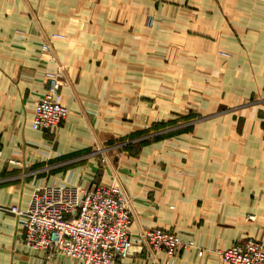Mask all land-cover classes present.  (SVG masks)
<instances>
[{
    "label": "crops",
    "instance_id": "obj_1",
    "mask_svg": "<svg viewBox=\"0 0 264 264\" xmlns=\"http://www.w3.org/2000/svg\"><path fill=\"white\" fill-rule=\"evenodd\" d=\"M46 41L53 62L40 57ZM58 66L70 113L34 128ZM177 122L180 134L167 126ZM117 139L128 142L112 154ZM59 181L119 184L133 231L195 242L174 264H226L213 250L264 238V0H0V207H26L35 186ZM24 221L0 208V264H78L26 246ZM165 258L143 246L115 264Z\"/></svg>",
    "mask_w": 264,
    "mask_h": 264
},
{
    "label": "built area",
    "instance_id": "obj_2",
    "mask_svg": "<svg viewBox=\"0 0 264 264\" xmlns=\"http://www.w3.org/2000/svg\"><path fill=\"white\" fill-rule=\"evenodd\" d=\"M66 36L56 34L58 38ZM40 57L51 62L56 60L50 42L42 44ZM59 70L46 72L48 86L36 103L34 128L56 129L70 113L63 101L62 70ZM0 208L25 219L23 242L26 246L45 252L48 258L63 255L78 264H115L119 258L129 255L133 245L147 246L155 254L163 251L166 258L161 264H174L181 250L195 245L194 241L161 226L133 231L130 200L115 182L90 186L63 181L45 183L35 186L26 207L13 204ZM213 252L226 264H264V238L247 236Z\"/></svg>",
    "mask_w": 264,
    "mask_h": 264
},
{
    "label": "rangeland",
    "instance_id": "obj_3",
    "mask_svg": "<svg viewBox=\"0 0 264 264\" xmlns=\"http://www.w3.org/2000/svg\"><path fill=\"white\" fill-rule=\"evenodd\" d=\"M57 17V16H56ZM109 18L110 19H112V18H114V15H112V13H110V16H109ZM116 18V17H115ZM63 21H66V20H63ZM153 22H154V15H148V17H147V26H150L151 24H153ZM131 30L132 31H135L136 30V27H132L131 28ZM110 31H115V33L116 34H119V35H124V33L127 31V29L125 28V27H123V26H120V25H117V26H114L113 27V30H110ZM56 34H58V33H53V37L54 38H58V37H56ZM42 47V46H41ZM41 50V49H40ZM223 53H225V52H223ZM188 61H191L190 59H187V58H183V59H180L179 60V62H181V63H183V64H188ZM143 65H145V66H147L148 67V75H147V77H148V79L149 80H153L154 79V77H155V74H154V71L153 70H150V68H151V66L153 67L154 66V64L152 63V60H151V58H149L148 60H147V62H146V64L144 63V62H142V66ZM169 65H171V63H169ZM134 66H135V68H139V61H137L136 62V64H134ZM59 66L58 67H56V68H53V69H58L59 70ZM154 68V67H153ZM169 68H171V66L169 67ZM62 70V69H61ZM59 73H60V70L58 71ZM187 74V72H185L184 73V76H187V77H190L191 78V75L190 74H188V75H186ZM62 78H63V75H62ZM167 124H165L164 126H166ZM184 123L183 122H181V123H172V124H169V125H167L169 128L171 127V126H173V131H172V133H175V134H180V132L181 131H183V129H184ZM137 126H139V128H141L143 125L142 124H138ZM157 124H155V123H153L152 124V126L148 129V128H142V129H140V130H137L136 131V133L138 134V135H136V136H140V135H142V134H144V133H146V132H148V131H152L153 130V132H155L156 130H158L157 129ZM133 133H135V132H133ZM164 136H167V133H165V135ZM154 137V136H153ZM118 140V142H115V141H109V142H107V144H106V146H107V148L109 149V151H110V153H112V154H114L115 152H117V153H121V152H123V150L125 149V147H126V145H125V143H127L128 141H125V140H122V139H117ZM99 155H101V154H99ZM101 158L103 159V157L101 156ZM152 227V226H151ZM162 227V226H161Z\"/></svg>",
    "mask_w": 264,
    "mask_h": 264
},
{
    "label": "water",
    "instance_id": "obj_4",
    "mask_svg": "<svg viewBox=\"0 0 264 264\" xmlns=\"http://www.w3.org/2000/svg\"><path fill=\"white\" fill-rule=\"evenodd\" d=\"M142 248H143V246H141V245H133L129 248L128 254L133 253V251H135V250H141Z\"/></svg>",
    "mask_w": 264,
    "mask_h": 264
},
{
    "label": "bare ground",
    "instance_id": "obj_5",
    "mask_svg": "<svg viewBox=\"0 0 264 264\" xmlns=\"http://www.w3.org/2000/svg\"><path fill=\"white\" fill-rule=\"evenodd\" d=\"M133 214V213H132Z\"/></svg>",
    "mask_w": 264,
    "mask_h": 264
}]
</instances>
